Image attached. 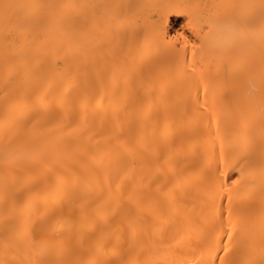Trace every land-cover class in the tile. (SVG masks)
I'll return each mask as SVG.
<instances>
[{
    "label": "bare ground",
    "instance_id": "1",
    "mask_svg": "<svg viewBox=\"0 0 264 264\" xmlns=\"http://www.w3.org/2000/svg\"><path fill=\"white\" fill-rule=\"evenodd\" d=\"M0 264H264V0H0Z\"/></svg>",
    "mask_w": 264,
    "mask_h": 264
},
{
    "label": "rangeland",
    "instance_id": "2",
    "mask_svg": "<svg viewBox=\"0 0 264 264\" xmlns=\"http://www.w3.org/2000/svg\"><path fill=\"white\" fill-rule=\"evenodd\" d=\"M173 17V16H172ZM176 17V18H175ZM173 19V20H172ZM180 20H181V16L179 17V16H174V18H171V25H172V28H176L177 26H178V24H179V22H180Z\"/></svg>",
    "mask_w": 264,
    "mask_h": 264
},
{
    "label": "clouds",
    "instance_id": "3",
    "mask_svg": "<svg viewBox=\"0 0 264 264\" xmlns=\"http://www.w3.org/2000/svg\"><path fill=\"white\" fill-rule=\"evenodd\" d=\"M211 28H212V31L209 33L210 38L214 35L217 26H216L215 24H212V25H211ZM253 90H254V89H253Z\"/></svg>",
    "mask_w": 264,
    "mask_h": 264
}]
</instances>
